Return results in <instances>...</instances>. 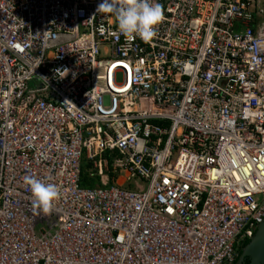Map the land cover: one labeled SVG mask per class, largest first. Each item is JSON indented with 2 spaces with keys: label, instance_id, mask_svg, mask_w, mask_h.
Instances as JSON below:
<instances>
[{
  "label": "built area",
  "instance_id": "built-area-1",
  "mask_svg": "<svg viewBox=\"0 0 264 264\" xmlns=\"http://www.w3.org/2000/svg\"><path fill=\"white\" fill-rule=\"evenodd\" d=\"M100 2L0 0V264H233L264 220V0H157L149 42Z\"/></svg>",
  "mask_w": 264,
  "mask_h": 264
},
{
  "label": "clouds",
  "instance_id": "clouds-1",
  "mask_svg": "<svg viewBox=\"0 0 264 264\" xmlns=\"http://www.w3.org/2000/svg\"><path fill=\"white\" fill-rule=\"evenodd\" d=\"M96 12L114 15L119 33L127 40L139 38L144 42L155 38L157 27L163 17V7L157 0H101ZM55 71L56 74H69L67 68ZM41 79L47 81L46 77ZM23 182L30 189L33 207L42 213L51 212L60 197L58 187L32 176H25Z\"/></svg>",
  "mask_w": 264,
  "mask_h": 264
},
{
  "label": "water",
  "instance_id": "water-1",
  "mask_svg": "<svg viewBox=\"0 0 264 264\" xmlns=\"http://www.w3.org/2000/svg\"><path fill=\"white\" fill-rule=\"evenodd\" d=\"M248 258L250 264H264V220L257 227L248 245L242 250L237 264Z\"/></svg>",
  "mask_w": 264,
  "mask_h": 264
},
{
  "label": "trees",
  "instance_id": "trees-1",
  "mask_svg": "<svg viewBox=\"0 0 264 264\" xmlns=\"http://www.w3.org/2000/svg\"><path fill=\"white\" fill-rule=\"evenodd\" d=\"M80 186L93 188V187L99 186V183H98V180L88 179L87 173H85L84 169L82 168ZM248 243H249V240H245L240 244V246L236 248V258L233 264L237 262V259L238 257H240L242 250L248 245Z\"/></svg>",
  "mask_w": 264,
  "mask_h": 264
},
{
  "label": "flooded vegetation",
  "instance_id": "flooded-vegetation-1",
  "mask_svg": "<svg viewBox=\"0 0 264 264\" xmlns=\"http://www.w3.org/2000/svg\"><path fill=\"white\" fill-rule=\"evenodd\" d=\"M235 258H236V257H235ZM238 259H239V257H238ZM238 259H237V262H238ZM237 262H236L235 264H237ZM240 264H250V261H249L248 258H245V259H243V260L240 262Z\"/></svg>",
  "mask_w": 264,
  "mask_h": 264
}]
</instances>
